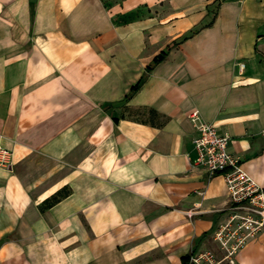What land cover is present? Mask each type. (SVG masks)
Here are the masks:
<instances>
[{"label":"crops","instance_id":"obj_1","mask_svg":"<svg viewBox=\"0 0 264 264\" xmlns=\"http://www.w3.org/2000/svg\"><path fill=\"white\" fill-rule=\"evenodd\" d=\"M194 111L264 188V0H0V264L213 248L228 193L194 165ZM237 264H264V231Z\"/></svg>","mask_w":264,"mask_h":264},{"label":"built area","instance_id":"obj_2","mask_svg":"<svg viewBox=\"0 0 264 264\" xmlns=\"http://www.w3.org/2000/svg\"><path fill=\"white\" fill-rule=\"evenodd\" d=\"M195 130V167L209 178H224L228 193L225 219L213 231V248L193 251L187 264H237V256L264 231V188L229 151L231 138L207 123L199 111L189 116ZM9 152L0 147V164L9 165Z\"/></svg>","mask_w":264,"mask_h":264},{"label":"trees","instance_id":"obj_3","mask_svg":"<svg viewBox=\"0 0 264 264\" xmlns=\"http://www.w3.org/2000/svg\"><path fill=\"white\" fill-rule=\"evenodd\" d=\"M199 30H193L190 33L185 34L184 36H182L180 39H177L176 41H174L172 43V45L170 47H168L167 50L163 51L159 56H157L154 61L153 64L151 66H149L147 68V72L151 73L152 70L154 69V67L156 65H158L159 63H161L162 61H164L166 59V57L168 56L169 51L173 48L176 47L180 44H182L183 42H185L186 40H188L189 38H191L193 35H195L196 33H198ZM144 80L141 81L139 84H137L135 87L132 88L131 93L129 94V96H127V99L130 98L133 94L137 93L143 84ZM149 114L155 115L157 114L155 111L150 110ZM72 193V190L69 187H64L63 189H61L60 191H58L56 194H54L52 197H50L49 199H47L42 205H41V209L43 211L48 210L52 207H54L55 205H57L58 203H60L62 200L66 199L67 197H69ZM189 260V255L185 256L183 258V263L187 264Z\"/></svg>","mask_w":264,"mask_h":264}]
</instances>
